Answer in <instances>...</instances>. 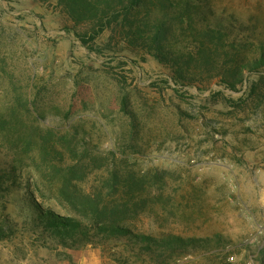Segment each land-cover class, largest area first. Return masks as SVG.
<instances>
[{
    "label": "rangeland",
    "instance_id": "obj_1",
    "mask_svg": "<svg viewBox=\"0 0 264 264\" xmlns=\"http://www.w3.org/2000/svg\"><path fill=\"white\" fill-rule=\"evenodd\" d=\"M210 5L264 31V0ZM127 56L108 61L88 50L51 4L0 0V108L27 96L65 163L85 152L87 192L112 169L148 173V209L133 220L138 231L223 239L166 264H264V74L237 91L214 81L181 88L154 58ZM6 139L0 135V166L16 167L20 179L0 192V264H160L137 259L122 241L63 247L32 228L34 206L25 197L71 212L55 190L60 178L40 171L37 148L14 149ZM94 156L101 159L93 163Z\"/></svg>",
    "mask_w": 264,
    "mask_h": 264
},
{
    "label": "trees",
    "instance_id": "obj_2",
    "mask_svg": "<svg viewBox=\"0 0 264 264\" xmlns=\"http://www.w3.org/2000/svg\"><path fill=\"white\" fill-rule=\"evenodd\" d=\"M38 1L58 9L88 50L108 61L128 60L127 55L133 54L141 55L142 61L152 57L170 69L171 80L181 88L196 86L201 90L214 81L237 91L238 86L250 82L251 75L264 74V40L260 38L264 31L252 20L212 8L210 0ZM31 106L27 96L19 94L2 106L0 135L8 138L6 144L14 149L33 145L44 162L40 171L48 169L60 178L55 190L70 214L43 209L30 196L25 197L35 211L29 207L26 222L40 234L70 248L118 240L137 259L146 257L160 264L188 249L222 245L219 235L198 238L138 231L133 220L148 209V173L112 169L94 191H85L82 182L91 172L84 164L88 155L76 154L74 162L65 163V153L49 145ZM100 159L94 156L91 162ZM16 169L0 166L1 193L17 184L20 176ZM154 178L159 179L158 174Z\"/></svg>",
    "mask_w": 264,
    "mask_h": 264
}]
</instances>
